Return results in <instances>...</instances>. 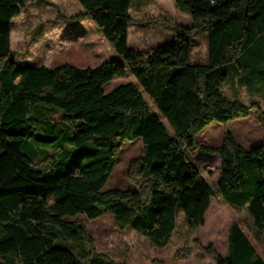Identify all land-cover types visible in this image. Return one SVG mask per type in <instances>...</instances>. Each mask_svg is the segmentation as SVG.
<instances>
[{
  "label": "trees",
  "instance_id": "trees-1",
  "mask_svg": "<svg viewBox=\"0 0 264 264\" xmlns=\"http://www.w3.org/2000/svg\"><path fill=\"white\" fill-rule=\"evenodd\" d=\"M78 2L82 13L61 19L92 20L123 64L19 65L11 27L25 1L0 0V264H125L96 252L85 224L75 220L80 215L90 221L112 215L118 229L165 247L178 208L196 230L205 225L215 195L192 154L198 135L251 112L264 125L257 103L222 91L235 65H241L234 73L242 84L264 89V0H175L191 24L177 25L174 38L145 51L128 45L131 0ZM203 30L208 61L191 63L189 39ZM128 74L136 84L105 89ZM137 139L143 156L128 171L136 190L105 191L124 144ZM202 152L221 159L222 199L246 207L258 233L264 232V143L247 151L226 132L218 149ZM245 172L252 176L243 186ZM206 251L216 264H264L237 222L225 258ZM188 254L178 251L175 258Z\"/></svg>",
  "mask_w": 264,
  "mask_h": 264
},
{
  "label": "rangeland",
  "instance_id": "rangeland-1",
  "mask_svg": "<svg viewBox=\"0 0 264 264\" xmlns=\"http://www.w3.org/2000/svg\"><path fill=\"white\" fill-rule=\"evenodd\" d=\"M25 7L11 27V50L19 65L57 67L72 65L78 68H95L115 59L123 64L113 47L99 32L95 23L84 18L66 23L63 17L80 15L83 11L78 0H24ZM130 16L133 24L129 27L128 45L138 51L155 48L176 36L174 27L190 25V16L182 12L175 0H131ZM85 32V33H84ZM193 43L191 63L206 64L208 49L206 30L189 39ZM241 65L229 68L228 79L222 85L224 95L245 104L257 103L264 113V89L261 85L250 88L240 82L235 70ZM239 72V71H237ZM126 83H137L131 74L115 78L105 89ZM151 110L157 113L167 129L172 128L159 113L151 100L143 92ZM203 132V133H202ZM197 137V149L192 150L195 162L200 166L204 178L215 191L205 217V225L196 230L186 224L180 208L177 210L176 227L163 248H158L147 237L130 228L120 230L115 226L112 215L90 221L84 215L75 220L83 222L94 240L97 253L125 264H216L206 251L211 248L225 258L228 252V234L231 225L237 222L259 256L264 260V232L258 233L246 207L236 208L225 202L217 192L221 179V159L216 154H204L203 148L216 150L224 142L226 132H230L236 142L249 151L264 143V125L255 112L246 119L231 121L226 125L213 123ZM54 151L52 150L51 153ZM143 156L140 139L126 142L117 157L114 172L105 191H133L136 187L129 181L128 171L133 160ZM252 176L245 172L243 186ZM189 252L184 259L177 260L176 252Z\"/></svg>",
  "mask_w": 264,
  "mask_h": 264
},
{
  "label": "crops",
  "instance_id": "crops-1",
  "mask_svg": "<svg viewBox=\"0 0 264 264\" xmlns=\"http://www.w3.org/2000/svg\"><path fill=\"white\" fill-rule=\"evenodd\" d=\"M85 33V32H84ZM109 88V87H108ZM114 87H111L110 89H108V90H111V89H113ZM203 133V132H202Z\"/></svg>",
  "mask_w": 264,
  "mask_h": 264
}]
</instances>
